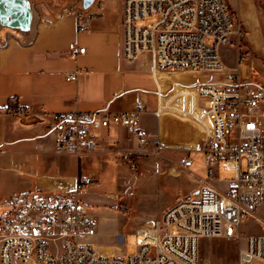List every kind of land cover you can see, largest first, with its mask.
Instances as JSON below:
<instances>
[{
    "label": "built area",
    "instance_id": "1",
    "mask_svg": "<svg viewBox=\"0 0 264 264\" xmlns=\"http://www.w3.org/2000/svg\"><path fill=\"white\" fill-rule=\"evenodd\" d=\"M94 1L101 7L106 0ZM89 8H83L82 0L69 8L78 31L89 26L94 15ZM149 19L155 21L146 23ZM240 37L226 0H122V59L140 60L152 74L157 85L153 116L158 120L169 115L193 125L202 136L208 178L217 179L219 170H231L234 177L223 192L201 184L150 226L138 228L131 256L103 255L93 248L97 222L80 198L82 190L96 183L91 177L79 178L78 189L71 193L0 195V264H198L202 239L239 238L240 226L251 219L264 224L255 216L264 208V124L258 120L264 114V86L241 78L248 53L239 54L234 68L219 54L221 46L239 45ZM176 73L217 75L222 80L189 85L169 79ZM74 78L72 73L66 76ZM144 111V104L137 102L132 110L119 113H53L49 132L58 151L79 155L96 148L97 131L122 127L140 150L149 143L141 126ZM162 148L157 142L143 156L153 157ZM138 156L119 154L131 169ZM179 165L189 169L192 160L180 157ZM244 240L241 264H264V234Z\"/></svg>",
    "mask_w": 264,
    "mask_h": 264
},
{
    "label": "crops",
    "instance_id": "2",
    "mask_svg": "<svg viewBox=\"0 0 264 264\" xmlns=\"http://www.w3.org/2000/svg\"><path fill=\"white\" fill-rule=\"evenodd\" d=\"M57 8L46 14L32 12L27 31L0 25V195L75 192L79 178L91 177L96 180L92 185H99L119 164L129 174L139 176L143 169L157 168L167 178L188 174L196 155H200L204 167L198 130L169 115L157 120L153 116L157 85L148 67L140 60L128 63L122 59V0L114 17L92 18L84 31H78L69 9ZM79 49L84 52L78 54ZM70 73L75 78L67 80ZM185 74L195 77L172 81L193 85L222 80L217 75ZM137 102L145 106L141 126L149 134V143L144 149L139 150L136 139L125 128L110 126L96 132L99 142L95 149L75 155L58 151L49 132L53 113H119L132 110ZM8 105L21 111L8 112ZM157 142L163 148L153 157L143 156V151L153 149ZM127 152L140 154L134 169L119 158ZM183 156L192 160L189 169L179 165ZM214 181L207 173L194 179L185 187L192 192L187 196L194 195L201 184L212 185ZM92 185L80 193L87 205L96 197L90 192ZM213 187L219 192L225 190ZM108 197L117 199L118 195L109 193Z\"/></svg>",
    "mask_w": 264,
    "mask_h": 264
},
{
    "label": "rangeland",
    "instance_id": "3",
    "mask_svg": "<svg viewBox=\"0 0 264 264\" xmlns=\"http://www.w3.org/2000/svg\"><path fill=\"white\" fill-rule=\"evenodd\" d=\"M78 1L28 0L31 12L39 11L41 14H46L55 6L69 9ZM120 2L121 0H107L101 7H97L94 1L89 12L94 14L92 18H112L119 10ZM229 2L240 26V44L221 46L219 54L224 63L235 67L239 54L248 53L247 59L241 65V78L264 86V0ZM154 21L155 19H149L146 23ZM203 76L211 75H201ZM194 77L185 73L170 75L171 80L177 81L193 80ZM258 120L264 124V114L260 115ZM194 158L195 164L189 170L190 173L175 178L165 177L157 168L143 169L137 176L129 174V170L119 164L117 170L108 171L99 185H92L90 192L96 197L93 201H88L90 203L88 206L90 214L97 222L96 234L90 240L95 251L101 253L103 247H108V253L114 256L133 255L136 251L135 231L142 226H150L160 217L166 206L169 207L170 204L192 193L185 187L194 179L203 178L205 175L200 155ZM242 166L244 168V161ZM118 170L120 171L117 175ZM233 177V171L219 170L212 185L218 188L225 187ZM109 193L118 195L117 199L106 198ZM255 216L264 219V208L258 210ZM239 232V238L202 239L199 245L198 264H241L240 252L244 248L245 237L264 234V224L251 219L240 226Z\"/></svg>",
    "mask_w": 264,
    "mask_h": 264
},
{
    "label": "water",
    "instance_id": "4",
    "mask_svg": "<svg viewBox=\"0 0 264 264\" xmlns=\"http://www.w3.org/2000/svg\"><path fill=\"white\" fill-rule=\"evenodd\" d=\"M93 0H82L84 9L90 7ZM32 19L28 0H0V25L19 31H27Z\"/></svg>",
    "mask_w": 264,
    "mask_h": 264
},
{
    "label": "trees",
    "instance_id": "5",
    "mask_svg": "<svg viewBox=\"0 0 264 264\" xmlns=\"http://www.w3.org/2000/svg\"><path fill=\"white\" fill-rule=\"evenodd\" d=\"M6 111L8 112H12V113H17V112H20L21 110L19 108H15L14 106L12 105H8L6 108Z\"/></svg>",
    "mask_w": 264,
    "mask_h": 264
},
{
    "label": "bare ground",
    "instance_id": "6",
    "mask_svg": "<svg viewBox=\"0 0 264 264\" xmlns=\"http://www.w3.org/2000/svg\"><path fill=\"white\" fill-rule=\"evenodd\" d=\"M101 248H102V247H101ZM101 253H102L103 255L107 254V253H108V247H103V248L101 249Z\"/></svg>",
    "mask_w": 264,
    "mask_h": 264
}]
</instances>
